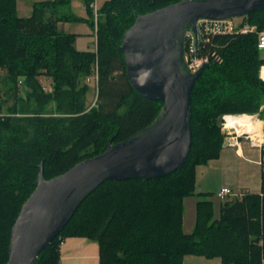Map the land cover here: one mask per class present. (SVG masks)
I'll return each instance as SVG.
<instances>
[{
	"label": "trees",
	"instance_id": "16d2710c",
	"mask_svg": "<svg viewBox=\"0 0 264 264\" xmlns=\"http://www.w3.org/2000/svg\"><path fill=\"white\" fill-rule=\"evenodd\" d=\"M179 1L107 0L98 9L96 48L79 51L76 35L58 29L59 22L77 19L62 14L71 0L35 2L28 17L18 15L17 0H0V264L9 260L12 228L41 165L50 180L103 153L110 139L121 142L155 120L163 103L133 89L117 45L136 13ZM85 3L94 29L93 0ZM245 18L264 30V12ZM258 43L253 32L216 35L201 44L199 55L209 67L192 92L193 145L186 164L155 180L105 181L35 264H61L62 244L75 237L98 243L99 264H184L187 256L263 264L264 170L261 192L225 200L218 216L209 200L214 194L196 192L197 167L218 159L224 147L221 117L264 112V50ZM95 71L97 101L89 108L87 79ZM42 76L52 79V91ZM192 196L199 201L187 233L184 202Z\"/></svg>",
	"mask_w": 264,
	"mask_h": 264
},
{
	"label": "water",
	"instance_id": "95a60500",
	"mask_svg": "<svg viewBox=\"0 0 264 264\" xmlns=\"http://www.w3.org/2000/svg\"><path fill=\"white\" fill-rule=\"evenodd\" d=\"M264 12V0H181L153 12L136 13L117 49L126 73L142 97L163 103L155 120L127 139L106 144L103 153L77 163L50 180L44 166L36 188L12 228L6 264H35L64 230L83 201L105 181L155 180L188 161L193 145L191 97L205 63L188 67L185 40L191 31L199 47L200 20H228Z\"/></svg>",
	"mask_w": 264,
	"mask_h": 264
},
{
	"label": "crops",
	"instance_id": "0c3cea01",
	"mask_svg": "<svg viewBox=\"0 0 264 264\" xmlns=\"http://www.w3.org/2000/svg\"><path fill=\"white\" fill-rule=\"evenodd\" d=\"M36 2H44V0H37ZM100 8L101 7H97V9ZM31 11H33V8ZM63 11L66 12L67 14H71L68 13L67 8H65ZM69 22H70L69 20L59 22L58 29L64 33L76 35V33L74 32H67L66 28L64 27V25L68 24ZM76 43L77 42H75V44ZM95 48L96 46L93 49L82 50V51L94 50ZM261 76H262V72H261ZM243 115H247V114H243ZM251 117L260 121V126H259L260 136L257 138V140H259V138H262L263 136L262 129L264 123L262 120H260L259 115H255ZM245 134L250 136L249 138L255 139L254 136L251 135L250 133H245ZM248 136L246 139L239 137L238 145H236L235 147H230L225 143L221 151V155L218 159L211 160L207 165H201L197 167L196 170L197 193H213L214 195H216L215 198L216 200L210 198L209 200L217 203L219 201H222L219 198V193L224 187H228L236 193L261 192L262 172L264 170V156L262 154V147H261L262 139L259 141V146L254 147L251 145ZM186 202L190 203L189 205L190 214H191V218L193 219V223H191L190 231H192L196 220V204L198 200L195 197H190L185 201V203ZM185 225H186V219L184 218V226ZM187 233H191V232H187ZM187 257H189V261L186 262ZM187 257L184 259V264H210L209 262L214 261V260H209L202 256L201 257L187 256ZM61 264H99L98 243L86 238L75 237V238L66 239L61 247Z\"/></svg>",
	"mask_w": 264,
	"mask_h": 264
},
{
	"label": "rangeland",
	"instance_id": "374dc122",
	"mask_svg": "<svg viewBox=\"0 0 264 264\" xmlns=\"http://www.w3.org/2000/svg\"><path fill=\"white\" fill-rule=\"evenodd\" d=\"M37 0H17L18 3V15L21 17H28L32 14V8L34 5V2H36ZM44 1H53V0H44ZM86 0H71L70 2V7L67 8L68 13L73 14L77 19L70 21L68 24L64 25V27L66 28L67 32H74L76 33V41L77 42L75 44V47L77 50H88V49H93L96 46V27L93 29L89 19V14L86 10V4H85ZM106 0H93V4H97V7H102L104 5ZM62 14H67L66 12H62ZM70 14V15H71ZM234 20L232 21V23L241 26L242 24H249L246 21L245 17H239V18H233ZM211 24H204L203 29L204 31H201L199 33V47L201 44L206 43L208 40V33L209 32V28ZM254 26V25H251ZM257 28V26H255ZM191 28L187 31L186 33V40H185V49H186V57H187V62H188V67L189 70L191 72H195L196 69H199V67H201L203 64H201L202 62H205L206 57L202 55H199V47H196V37L191 34ZM262 54L264 55V51H262ZM209 63V59L208 62ZM262 71V76L264 78V67L263 69H261ZM4 74V71H0V77H2ZM262 78V79H263ZM42 85L44 86L45 90L50 92L52 91L53 88V82L52 79L46 76H42L40 78ZM91 91L88 94V106L89 108H92L93 105L96 103L97 101V82L91 78V80L88 82ZM1 87V85H0ZM19 94L22 96H24L25 94V90L22 89V87L19 86ZM162 108V107H161ZM264 108V107H263ZM243 115V114H240ZM248 115V114H247ZM255 115H259L260 120L263 121L264 123V112L262 114H255ZM255 115H248V116H255ZM228 116V115H225ZM230 116H235V115H230ZM260 122V121H259ZM222 123H223V116L221 117V120L219 122V126L222 130ZM260 126V125H259ZM261 129V128H260ZM237 130V129H236ZM263 136L262 138H259L258 141H260L262 139V143H261V147L263 148L264 146V126H263ZM224 133V132H223ZM239 133H243L244 135L241 137L243 139H246L248 135H246L244 132H239ZM248 133V132H246ZM225 134V133H224ZM260 134V132H259ZM260 136V135H259ZM250 136H248L249 141L251 140V138H249ZM255 140V139H254ZM257 140V139H256ZM259 144V142H258ZM235 147V146H234ZM244 193V192H243ZM195 197L198 201L199 198L197 196H192ZM190 198V197H189ZM210 199H215L216 195L210 196ZM188 199V198H187ZM185 199V201L187 200ZM232 199V198H231ZM234 199V198H233ZM216 200V199H215ZM189 201V200H188ZM191 201V200H190ZM224 201H219L217 203L214 202L215 205V211L217 216L219 215V209H220V204H222ZM189 202H184L185 205V214H184V218L186 219V225L184 226L185 231L186 232H192L191 230V223H193V219L191 218V214H190V203ZM198 203V202H197ZM197 205V204H196ZM192 209V207H191ZM193 230V229H192ZM201 257V256H200ZM209 260H214L213 262H209L210 264H221L222 261L220 258L216 257V258H211ZM189 261V257L186 258V262Z\"/></svg>",
	"mask_w": 264,
	"mask_h": 264
},
{
	"label": "built area",
	"instance_id": "2783aa9c",
	"mask_svg": "<svg viewBox=\"0 0 264 264\" xmlns=\"http://www.w3.org/2000/svg\"><path fill=\"white\" fill-rule=\"evenodd\" d=\"M91 7L94 9V13H95V21H96V32H97V18H98V9L97 6L95 4L92 3ZM234 19H228V20H200L198 22V31L199 33L201 31H204L203 26L204 24H211L209 28V32L208 33V41L211 37L216 36V35H224V34H234V33H243V34H248V33H253V32H257L258 33V38H259V43L258 46L260 49L264 50V30L262 31H258V29L255 26H251L248 24H242L241 26H238L234 23H232ZM191 34L194 35L193 32H191ZM195 36V35H194ZM208 62V58L205 59V62L201 63V64H205ZM202 65V66H203ZM201 66V67H202ZM199 67V69L201 68ZM199 69H196L195 72H197ZM263 69V67H262ZM262 72V71H261ZM92 79H94L97 82L98 85V71H95V74L91 77H89L87 79V83ZM22 83V82H20ZM96 85V86H97ZM228 116H223V123H222V130L225 133L226 137H225V143L230 146V147H234L236 145H238V139L239 137H242L244 134L243 133H239L237 132L236 129H232V127H228V123H227V118ZM251 145L254 147H258V140H254L251 138L250 140ZM245 195V193H236L234 191H232L230 188L228 187H224L221 192L219 193V198L222 201H225L227 199H233V198H242ZM264 264V261H263Z\"/></svg>",
	"mask_w": 264,
	"mask_h": 264
},
{
	"label": "bare ground",
	"instance_id": "6f19581e",
	"mask_svg": "<svg viewBox=\"0 0 264 264\" xmlns=\"http://www.w3.org/2000/svg\"><path fill=\"white\" fill-rule=\"evenodd\" d=\"M228 127L237 129L238 132H248L254 136L255 140L259 137L260 122L248 115H235L227 118Z\"/></svg>",
	"mask_w": 264,
	"mask_h": 264
}]
</instances>
